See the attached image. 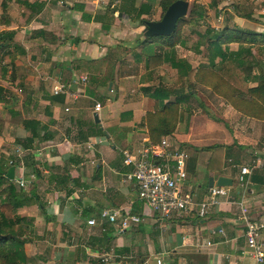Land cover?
I'll return each mask as SVG.
<instances>
[{
  "label": "crops",
  "instance_id": "1",
  "mask_svg": "<svg viewBox=\"0 0 264 264\" xmlns=\"http://www.w3.org/2000/svg\"><path fill=\"white\" fill-rule=\"evenodd\" d=\"M26 1L28 5L10 0L0 25V30L13 32L16 43L0 59V85L11 91L0 104L14 110L6 128L16 134L5 128L0 140L11 138V144L19 146L15 137L29 134L22 118L43 124L45 137L37 138L21 157L30 201L20 212L33 217V231L24 245L28 264H158L157 258L160 264H258L237 214L243 199L251 217L264 220V168L253 167L245 184L237 175L241 165H251L257 156L264 162V119L242 114L216 92L196 93L200 86L183 77L181 84L186 79L188 83L181 85L182 107L192 96L203 109L193 108L173 134L166 135L172 145L188 151L182 190L201 200L207 197L209 176L226 175L232 183L203 218L194 208L161 215L139 197L137 182L124 178L129 166L121 152L149 143L144 117L155 102L142 86L175 88V68L166 62L146 65L143 57L147 47L162 50L159 44L140 43L145 37L140 18H161L159 0ZM201 2L214 7L218 23L204 26L202 34L225 24L264 33V0ZM83 13L92 17L86 19ZM95 14L100 19H94ZM197 41L195 50L180 46L194 54L195 59L186 56L192 66L206 58V45ZM237 47V42L229 43V49ZM251 49L250 60L264 65V45ZM82 74L88 78L81 84ZM60 83L68 90L53 92ZM96 101L99 110L94 109ZM123 110L127 113L121 118ZM93 123L104 132L85 137ZM31 160L38 174L31 171ZM103 209L116 218L101 217ZM131 214L139 219L120 228L121 219ZM90 218L95 222L89 223ZM260 238L264 249V227Z\"/></svg>",
  "mask_w": 264,
  "mask_h": 264
},
{
  "label": "trees",
  "instance_id": "2",
  "mask_svg": "<svg viewBox=\"0 0 264 264\" xmlns=\"http://www.w3.org/2000/svg\"><path fill=\"white\" fill-rule=\"evenodd\" d=\"M9 1L0 0V25L5 22ZM18 1L28 5L26 0ZM172 1L174 0L158 1L162 14ZM141 13L143 10L138 12V17ZM187 14L189 18L180 17L171 34L143 37L140 40L142 44H148L152 40L156 41L162 48V50L155 51L151 47H147L143 51L146 65L155 66L166 62L177 70L179 77L190 78L191 76L192 83L210 87L242 114L264 119V65L258 60H250L252 46L258 48L264 45V33L238 26L231 27L226 24L217 30L213 29L211 36L205 37L204 41L201 40L206 44L205 55L208 57V62H203L194 69L186 58L177 55L175 45L183 44L185 41L181 33L182 25L188 21L198 22L199 18L203 17L204 8L193 3L190 8L188 7ZM246 15L252 17L249 13ZM83 17L90 19L92 16L83 13ZM93 18L100 19V15L95 14ZM140 20L144 19L140 18ZM103 26L105 29L109 28L108 24H103ZM232 41L238 43L236 49L223 46V43L227 45ZM197 43L198 41H196L195 47ZM12 45L16 47V43L13 41V32L0 30L1 60L5 54L10 53L8 48ZM216 57H219L218 61H215ZM248 57L249 59H247ZM227 58L235 63V67L226 62ZM253 67L257 68L255 73L252 72ZM6 68L5 65L2 67L4 71ZM250 79L254 82L253 84L249 83ZM142 89L155 102V108L146 111L144 123L149 143H157L162 136L173 134L183 116L188 118V114L183 113L181 106L184 94L182 87L169 89L161 85H147L142 86ZM7 94L11 96V91L0 85V101H5ZM10 113L14 115L15 112L12 110ZM126 113L127 111L123 110L120 117L124 118ZM20 122L29 132L24 137L17 136L14 139L15 143L22 148H31L37 138L45 137L41 135L43 124L38 119L25 117ZM93 126L94 128H87L85 137L104 132L96 123H93ZM80 134L79 130L77 135ZM10 157L15 158L13 164L17 167L20 163L18 157L0 153V264H28L29 258L24 245L33 231V217L21 213L20 208L28 204L30 198L24 187L18 185L16 178H8L6 174L8 167L12 165L8 161ZM211 160L209 159V161ZM25 161L27 162V158ZM28 164L31 171L38 174L39 169L34 161L31 160V163ZM208 166L210 167V163Z\"/></svg>",
  "mask_w": 264,
  "mask_h": 264
},
{
  "label": "built area",
  "instance_id": "3",
  "mask_svg": "<svg viewBox=\"0 0 264 264\" xmlns=\"http://www.w3.org/2000/svg\"><path fill=\"white\" fill-rule=\"evenodd\" d=\"M96 1L103 2V0ZM87 78L86 74H82L79 77V82L81 84L85 83ZM67 90L68 88L62 83L53 86V92ZM100 105V102L96 101L94 109L99 110ZM14 150L16 153L14 156L20 159L18 168L21 171L16 182L19 186H25L28 183V179L24 176V163L21 158L25 149L21 146H16ZM121 152L123 163L129 166V169L124 173V178L127 180L134 179L137 182L139 197L161 215L194 208L196 215L203 218L207 215L211 206L218 201L219 196L227 195L228 193L226 185L214 184L208 187L206 198L196 200L191 191L182 190V184L187 177L186 159L188 151L183 145H172L167 136H162L157 143L142 144L134 150L124 148ZM14 160L15 158L10 157L8 161L14 165ZM257 166L264 168V162L258 156L253 159L251 165L240 166L237 180L245 184L246 174ZM239 209L237 219L244 224V235L249 253L259 264L264 260L263 241L260 238L264 220L252 218L243 199L239 201ZM100 216L107 217L109 220L116 218L114 212L106 209L101 210ZM138 219V215H126L121 219L119 227L124 228L130 220ZM88 222L94 223L95 219L90 218ZM157 263H161L160 258H157Z\"/></svg>",
  "mask_w": 264,
  "mask_h": 264
},
{
  "label": "rangeland",
  "instance_id": "4",
  "mask_svg": "<svg viewBox=\"0 0 264 264\" xmlns=\"http://www.w3.org/2000/svg\"><path fill=\"white\" fill-rule=\"evenodd\" d=\"M189 1V8H190V6H192V4L193 3H196V4H198V5H200V6H203L204 7V14H203V17H201V18H199V20H198V22H189L188 21V23H185L184 25H182V29H181V33H182V37L185 39V41H184V43L186 44V45H188L189 47H191L192 49H194L195 50V43H196V41L197 40H202V41H204V39H205V37H207V36H211V34L213 33V31L212 30H210V31H208L207 33H204V34H202V33H200V32H202V30H203V28H204V26L206 27V28H208V27H210V26H212L213 27V23H215V24H218L217 23V17H216V14H215V9H214V7L212 6V5H207V7L205 6L206 4H204V3H202L201 2V0H188ZM185 18H189V15L188 14H186L185 15ZM215 20H216V22H215ZM200 31V32H199ZM232 42H235V41H232ZM230 43V42H229ZM229 43L226 45V43H223V46H228L229 47ZM204 45V44H203ZM206 45V44H205ZM180 46H182V44L181 43H177L176 45H175V50H177L178 49V51H179V53L181 54V55H183L182 57H184V58H186L187 59V57L186 56H188V54H189V56H191V57H193L194 56V54L193 53H187L184 49H181L180 48ZM178 51H176V53H177V55L179 56V54H178ZM189 52V51H188ZM185 54V55H184ZM194 58V57H193ZM218 58V57H217ZM195 59V58H194ZM216 59V58H215ZM188 60V59H187ZM207 60H208V57H207V55H206V58H205V61L203 60V61H198L197 63H196V65L195 66H193V68L195 69L196 68V66L197 65H199V64H201V63H203V62H205V63H207ZM226 62L228 63V64H231L232 66H234L235 67V63L231 60V59H229V58H227V60H226ZM192 74H193V72H192ZM191 74V75H192ZM172 78H173V80L175 79V77L177 78L176 79V81L173 83V85H171V86H173V87H175V88H179V87H181V85H184L185 86V84H187L188 83V81H187V79L181 84V82L180 81H182V78L183 77H179L178 76V73H177V76H175V75H173V76H171ZM190 78H191V76H190ZM192 79V78H191ZM249 82L251 83L252 82V80L250 79L249 80ZM194 84H196V85H198V86H200V88L197 90V89H195V91H196V93H198L199 91H204V92H209V90H210V92H214L210 87H208V86H206V85H203V84H199V83H194ZM183 88V87H182ZM187 102H188V106L186 105V107L185 108H183L182 107V110L184 111L183 113L185 114V115H187L188 113H192V109L193 108H198V107H200V109H203L202 107H201V104L199 103V101H198V99H196V98H194V97H190V99L188 98V100H186ZM203 102H205V100H203ZM203 105V104H202ZM181 106H182V103H181ZM11 114H10V112L8 111V109H7V105H4V104H0V124H1V128H0V136H2V135H5V128H6V121H7V119H9L11 116H10ZM184 117V116H183ZM11 121V120H10ZM3 131H4V133H3ZM6 131L8 132V134H16V131L14 130V131H9L7 128H6ZM9 137V136H8ZM11 138H7V139H5V137H3V138H1V140H0V153H4V154H6L7 152H9L10 154H16L15 153V144L14 145H12L11 144V142H13L12 140H10ZM2 149H4V151L2 150ZM16 170H17V172H16ZM20 172L21 171H19V168H18V166L16 167L15 166V172H14V177L16 178V179H18L19 178V176H20ZM24 187V186H23Z\"/></svg>",
  "mask_w": 264,
  "mask_h": 264
},
{
  "label": "water",
  "instance_id": "5",
  "mask_svg": "<svg viewBox=\"0 0 264 264\" xmlns=\"http://www.w3.org/2000/svg\"><path fill=\"white\" fill-rule=\"evenodd\" d=\"M189 7L188 0H174L172 1L165 11L163 12L161 18L159 19H144V29L143 34L145 37L155 36V35H169L176 27L177 21L180 17L187 14ZM94 118L98 121V116L94 113ZM15 172V166L10 165L7 169L8 178L13 179ZM232 183V178L226 175H218L216 178L209 176L208 186L212 185H230ZM163 264H175L169 261H165Z\"/></svg>",
  "mask_w": 264,
  "mask_h": 264
}]
</instances>
